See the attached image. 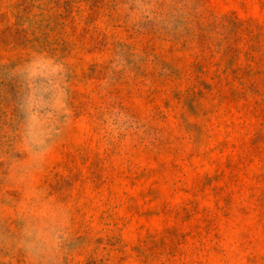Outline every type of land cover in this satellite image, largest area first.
<instances>
[{
    "label": "rangeland",
    "instance_id": "374dc122",
    "mask_svg": "<svg viewBox=\"0 0 264 264\" xmlns=\"http://www.w3.org/2000/svg\"><path fill=\"white\" fill-rule=\"evenodd\" d=\"M0 264H264V0H0Z\"/></svg>",
    "mask_w": 264,
    "mask_h": 264
}]
</instances>
